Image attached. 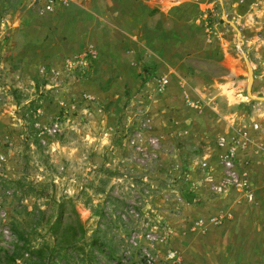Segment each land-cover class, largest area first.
I'll return each instance as SVG.
<instances>
[{"label":"rangeland","instance_id":"rangeland-1","mask_svg":"<svg viewBox=\"0 0 264 264\" xmlns=\"http://www.w3.org/2000/svg\"><path fill=\"white\" fill-rule=\"evenodd\" d=\"M233 1L213 0L211 10L203 8L201 20L190 25L206 34L209 28L222 32L220 41L227 39L247 61L258 96L264 94V0L250 1L245 13ZM2 8L0 0V17ZM29 8L42 13L31 2ZM54 13L44 14L43 25L52 28L47 21ZM196 41L192 36L190 44ZM68 57L42 60L32 75L31 67L21 68L0 51V264H140L145 226L159 239L152 249L158 264H169L167 247L177 251L180 264H264V191L256 194L252 159L245 153L264 138L261 113L248 119L249 146L238 153L253 200H239L232 189L214 194L205 177L220 176L217 140L237 131L193 132L192 143L186 137L188 145L177 150L168 137L182 114L188 113L189 125L198 121L190 101L203 100L201 87L184 86L178 97L179 78L172 82V70L153 64L142 75L144 83L106 97L110 82L98 81L97 62L67 68ZM185 58L198 68L201 60L191 52ZM163 76L168 85L159 92ZM167 107L182 113L175 116ZM204 157L206 171L199 167ZM220 215V223L213 220ZM133 233L136 246L130 243Z\"/></svg>","mask_w":264,"mask_h":264},{"label":"crops","instance_id":"crops-1","mask_svg":"<svg viewBox=\"0 0 264 264\" xmlns=\"http://www.w3.org/2000/svg\"><path fill=\"white\" fill-rule=\"evenodd\" d=\"M250 1H243L241 5L240 0L232 3L237 4L239 12L245 13L254 3L249 4ZM1 5L5 11L2 8L0 51L11 55L21 68L31 67L32 75H36L34 67L42 60L87 54L88 62L87 52L92 50L102 74L98 81L110 82L102 92L106 97L117 96L125 86L140 82L143 68L153 64L172 70L174 73H168L172 82L179 78L180 88L174 94L178 97L186 91L184 86L201 87L203 91L198 96L203 95V100L198 103L192 96L190 101L196 123L189 125L188 113L180 116V109L167 107V111L180 116L182 121L175 118L169 127L168 137L174 150L181 144L187 146L183 143L194 133L201 136L247 131L248 119L257 120L259 113L264 124V105L257 107L264 102V94L256 96L252 91L255 82L249 76L244 57L231 51L227 39L220 41V30L211 32L209 28L206 34L202 28L190 25L192 19L201 20L202 10H211L213 0H66L59 3L48 18L52 28L43 25L44 12L36 15L30 10V0H1ZM186 23L197 33L186 29ZM192 36H196L197 41L190 44ZM188 51L201 60L198 68L185 58ZM206 64L219 70L205 69ZM244 71L247 76L242 75ZM90 88L95 90L92 85ZM253 106L256 110L248 111ZM184 133L193 134L185 136ZM262 133L264 136V131ZM248 144L249 141L246 145H250L249 149L257 148L244 152L252 159L249 170L254 175L259 195L264 191V138Z\"/></svg>","mask_w":264,"mask_h":264},{"label":"built area","instance_id":"built-area-1","mask_svg":"<svg viewBox=\"0 0 264 264\" xmlns=\"http://www.w3.org/2000/svg\"><path fill=\"white\" fill-rule=\"evenodd\" d=\"M66 0H30L31 5L38 11L44 13H53L56 11V7L59 3H62ZM240 39V38H238ZM241 43V42H240ZM239 43V46H240ZM88 55L90 59H94V52L89 50ZM84 56H72L68 57L65 60V66L67 68L81 67L86 65V60ZM168 85V79L166 77H161L157 80L156 90L161 92ZM154 142V140H151ZM248 138L245 132L237 131L234 135H222L217 140V145L221 149L219 155L221 172L217 180H215L211 174L206 173V180L210 183V189L214 194H223L229 190H234L238 196L239 200L251 201L254 198V191L249 180V176L244 169H241L238 163V153L241 149H245L247 145ZM136 140L131 141V145H135ZM199 167L202 171L208 169V163L206 157L202 158L199 162ZM223 219V216L219 218L215 217L213 220L220 223ZM201 223V222H199ZM147 242L146 246L141 247L140 249V264H158L157 258L153 252V244L157 242L158 237L153 234L152 229L145 226V230L141 235ZM138 235L133 233L130 237V243L132 246L137 245ZM136 240V241H135ZM129 251H127V254ZM165 260L169 264H180L181 258L175 249L167 247L165 249Z\"/></svg>","mask_w":264,"mask_h":264},{"label":"trees","instance_id":"trees-1","mask_svg":"<svg viewBox=\"0 0 264 264\" xmlns=\"http://www.w3.org/2000/svg\"><path fill=\"white\" fill-rule=\"evenodd\" d=\"M92 61H93L94 63L97 62V61H95V59H92ZM143 71H144V72H143L144 75H145L146 73H148L147 68H143ZM144 75H143V76H144ZM144 77H145V76H144ZM140 82H141V83H144V79L141 78ZM72 232H73L74 235H75V233H76L75 230H73ZM73 241H76V240H73ZM70 243H71V241H70L68 244H70Z\"/></svg>","mask_w":264,"mask_h":264},{"label":"water","instance_id":"water-1","mask_svg":"<svg viewBox=\"0 0 264 264\" xmlns=\"http://www.w3.org/2000/svg\"><path fill=\"white\" fill-rule=\"evenodd\" d=\"M234 28H236L232 23H230ZM247 62V61H246ZM248 73L251 71L250 68H249V65H248ZM251 73V72H250ZM250 73H249V76H250Z\"/></svg>","mask_w":264,"mask_h":264}]
</instances>
